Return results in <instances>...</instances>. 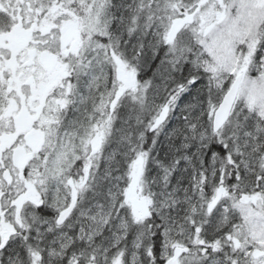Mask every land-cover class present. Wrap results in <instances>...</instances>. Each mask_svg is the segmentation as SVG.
<instances>
[{"label": "snow or ice", "instance_id": "1", "mask_svg": "<svg viewBox=\"0 0 264 264\" xmlns=\"http://www.w3.org/2000/svg\"><path fill=\"white\" fill-rule=\"evenodd\" d=\"M0 264H264V0H0Z\"/></svg>", "mask_w": 264, "mask_h": 264}]
</instances>
